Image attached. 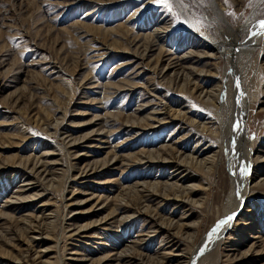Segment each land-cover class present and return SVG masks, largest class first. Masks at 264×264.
<instances>
[{
	"label": "rangeland",
	"instance_id": "1",
	"mask_svg": "<svg viewBox=\"0 0 264 264\" xmlns=\"http://www.w3.org/2000/svg\"><path fill=\"white\" fill-rule=\"evenodd\" d=\"M226 1L228 21L235 28L244 26L239 43L228 44L230 53L220 54L217 48L200 53L201 32L213 40L224 38L209 20L208 0H170L174 27L163 35L164 48L185 65H204L208 87H217L229 66L238 80L243 76L249 95L245 135L248 143L264 147V41L245 65L251 32L264 19V0ZM165 10L160 0H0V264H135L130 262L134 257L154 264L151 256L164 248L175 252L172 258L182 250L192 255L193 246L219 228L230 194V163L234 159L243 170L248 160L243 149L236 158L234 153L228 156L231 142L221 148L222 138L213 128L202 131L214 117L210 103L189 91L171 93L170 74L179 68L178 61L167 66L165 53L158 62L161 54L155 47L145 54L142 48L135 52L137 39L151 34L164 18L170 21ZM192 41L197 52L189 55ZM230 89L237 91L233 79ZM167 93L163 103L171 119L157 123L151 114L157 96ZM224 109L234 120L240 105L230 103ZM65 135L76 142L70 153ZM228 148L233 152L236 142ZM196 150L203 151L202 157L218 158L216 168L206 172L191 166L182 173L176 151L187 156ZM255 153L252 173L261 181L264 148ZM159 155L169 159L147 162ZM35 162L47 163L46 172L54 173L47 175L49 180L65 172L61 185L39 182L31 170ZM70 165L75 166L73 175ZM85 168L89 171L78 175ZM183 174V184L195 188L191 194L197 203L186 207L171 199L156 207L157 200L146 202L157 209V218L153 216L158 221L191 224L192 230H183L184 238L172 232L165 242L161 236L166 232L146 237L152 223L143 214L123 220L142 197L132 188L146 189ZM27 177L34 182L31 197L16 200ZM39 189L44 194L35 196ZM248 190L223 236L218 264H264V184L251 181ZM120 192L134 196L129 200L132 209L114 210L123 202L117 198ZM71 228L79 230L70 236ZM36 232L43 234L35 237ZM192 233L193 241H187ZM206 252L196 254L194 264H209Z\"/></svg>",
	"mask_w": 264,
	"mask_h": 264
},
{
	"label": "bare ground",
	"instance_id": "2",
	"mask_svg": "<svg viewBox=\"0 0 264 264\" xmlns=\"http://www.w3.org/2000/svg\"><path fill=\"white\" fill-rule=\"evenodd\" d=\"M236 1L238 2L241 0H233V2H236ZM208 4H209L210 10H211V13L213 14L212 16H209V20L211 22L217 24V27L216 26L214 27V31L219 30V32H221L223 34L224 38L221 39L218 37L215 40H213L210 38L211 34H205V33L201 32L200 35L204 37L203 39L201 37V39H202V41L204 40L203 41L204 43L202 44L203 50H201L200 53L203 55H208L209 51L215 50L216 48L220 54L230 53L229 51H231V50H229L228 44L229 43H233V44L239 43V33H241L244 30V26H239V27L235 28L228 21L226 6L229 5V1H226V0H208ZM165 11H166L168 17H170V19H169L170 21H168V20H166V18H164L165 21H163V22L159 21V23L156 24V28L154 29V31L151 34L146 35L141 39H137L136 40L137 42L135 43V45L137 44V46L135 48V52H139L140 49L142 48V50H144L143 54H145L149 49H151L152 47H155L157 50L160 51V54H161V55H158V57H159L158 62H159V60H161V57L164 56L165 53H166V55L167 54L169 55L167 63H166V65L168 66V65L174 63V61L178 57L174 51L172 52V51L164 48V43H163L164 41L163 40L166 39L167 36L163 38V35H168V33H169L168 31L174 27L172 16L168 12V10H165ZM165 14H163V15H165ZM161 18L163 19V17H161ZM261 21H264V19H261ZM247 36L250 37V30L249 29L247 30ZM251 39H252V42L249 43V45H247V47L245 49V56H246L245 57L246 58L245 65H246V67L249 63L252 62L251 59H252V56H253V53L255 51L256 46L259 43L264 41V27H261V24L256 25L254 30L251 32ZM205 40H207V42L211 41V40H213V41H211V43H209L207 45L205 43ZM195 41H197V38ZM197 43H199V41H197ZM193 45H196V43L194 44V42L192 41L191 46H190L191 48L188 50L189 55H193L197 52L196 47L194 48ZM102 53H103V55L105 54V52H102ZM103 55H100V56H103ZM176 61L179 62L180 66L177 70H174L170 74L171 77L172 76L174 77V79L169 80L172 83L174 82V87H173V90L171 91V93L179 94L178 91H189L196 98L201 99L204 102L210 103L213 106V108H215L214 117H211L209 119L210 120L209 125L203 126L202 131L204 132L205 130H210L209 128H213L215 134L222 138V142L218 141L221 143V148H223V146H222L223 143L231 142V145H232V141H235L237 148H235V150L233 152H232L231 148H228L231 145L226 147L223 144L226 147L228 156H230L234 153L235 158H236L239 155L240 151L243 149V154L245 155L243 158H244V160L247 159L248 162H246L243 170L238 168V163H236V161L234 159H233V162L230 163V166H231V171H229L230 172L229 177L231 180L230 181V194L228 193L229 195L227 197L226 204L224 206V212L219 214V217H222V218L217 225H220V226H219V228L211 229L210 232L205 234L203 240L199 244L193 246V247H195V249L192 250L193 252H191V254L193 256L192 255H190V256L186 255L185 251L182 250V254L176 253L175 255H173L174 258H172L171 254L175 253V252H173V250L170 248H168V249L164 248V251H162L161 253L157 252L156 256H153V257L151 256L150 260L154 264H194V261L196 260L195 259L196 254L201 252L202 249L204 251L207 249L208 252H206V255H203L204 259L205 258L207 259L205 261H208L209 264L210 263L211 264H218L219 263L218 256H219V249H220L221 241L223 240L224 234L234 224V217L237 215V213L239 212L241 207H243V204H244L243 200L246 199L248 196L249 184L251 183V181L255 182V183L264 184V179H262L261 181H255L254 174L252 173L253 166L255 163L254 156L256 159V153H255L256 148H264V147L257 146L256 144H254L255 141L254 142L250 141L248 143L247 136L245 135L246 133L244 130L243 121L245 119V113H246L247 107H248V96L249 95H248V91L244 85L245 82H244L243 76L240 75L241 80H238L240 78H238V75H236L233 72V69L230 70L231 66H229V70L226 68L227 73L222 78V80L219 82V84L216 85L217 87H208L207 82L209 81V79L208 78L205 79L202 76L204 74V72H206L204 65H198V64L193 63V62L189 65H185L182 61H179V60H176ZM232 63L234 64V62H232ZM217 72H219V70H217ZM231 79H233L234 84H236L237 91H235V93H232V91L230 89V80ZM157 97L159 98V100L157 101L156 107L153 109V111L155 113H152L151 117H153L154 119H157V123L169 122L171 117L165 116L169 106L167 107L166 104H164L165 102L163 101L164 99H168V93L164 94V97H161V96H157ZM230 103H234L235 107L237 105H240V109L238 110L239 114L234 116V120H232V118L226 114L225 109H224V106H227ZM215 117H216V119H218V122H217V120H215ZM212 119L214 121H212ZM175 124H177V123H175ZM155 125H157V124H155V123L151 124V126H155ZM228 130H229V133H228ZM57 131H60V130L57 129L56 132ZM212 132L213 131H211V133ZM61 133L65 134L63 132H61ZM182 137H184V136H182ZM62 140L66 146V148H65L66 153H70V151L74 148V145H76V142H74V140L71 138V135H65L62 138ZM257 141H263V139L261 138V139H258ZM169 143H170V141L167 142L162 148H165L168 145H170ZM208 146H211L210 148L215 149L216 143H214L212 145L211 142H209ZM176 147H177V144L172 146V148H176ZM175 154H176V158L179 161L178 162L179 166L183 167V168L179 167L181 169L182 173L189 171L191 166H194L196 169H200V170H203L206 172L210 171L211 169L216 168L215 164L217 162H215V159H218V158L212 157L210 155H208L206 157H202V155H203L202 150H196L195 152H193L187 156H182L180 151H176ZM162 159H169V158L166 156H163V155H159L157 157H151V158L147 159V162L152 164L153 162L161 161ZM218 162H219V159H218ZM44 164H47V163H44ZM44 164L40 163V162H35L34 165L31 167V170L34 171V173L36 174L35 176L38 177L39 182H41V181L42 182H48V183L50 182L51 186L55 185V188H58L61 185L60 181H62L63 174L65 172H63V174L61 172L60 175L53 176L49 180L47 175L51 172H49V173L46 172L45 167H47V165H44ZM48 166H49V164H48ZM49 167L51 168V166H49ZM73 167H75V166L70 165V167L67 169L69 172V175L74 174L72 171ZM67 170H63V171H67ZM175 170L176 169L172 170V172L175 173ZM87 171H89V170L87 168H85L82 171H80L78 173V175H80L81 173L87 172ZM43 174H44V176H43ZM51 174H54V173H51ZM183 176H184V174L181 176V178L175 177L174 179L171 178V179H167L166 181H164V180L163 181L153 180V181H155V182H153L154 186L153 187L147 186L146 189L140 188L142 186L137 187V188H132L134 191H131V192L137 193V194L141 195L142 197L140 198V196L138 195L140 200H139V202H136L137 209L130 210L129 212L125 213L123 220H129L138 214H143L144 217L146 218V221L148 223H152V226H151L152 231H151V233L149 232L150 234L149 233L146 234V237H149V236L151 237L157 233L163 234V232H166V234H163L161 236V241L165 242L167 237L171 236V235H168L169 232H172L173 234L184 238L185 234L182 232L184 229L192 230L193 227L191 224L189 226H187L186 223L183 222V220L181 222H179L180 220H178V221H176V223H172V222L168 223L165 220L158 221V220L154 219V216H153V215H155V217L157 218V216H158L157 215L158 213H156L157 209L153 208L151 203H147L150 200H153V201L157 200L158 203H156L155 206L158 207V205H163L164 204L163 202H165V201L169 202L172 199L175 201V203H181L183 206H186V207L188 205H193V203L195 202V198H193V196H192L193 194H191V192L194 191L195 188L193 185H187V186L184 185L183 184L184 182H182ZM25 181H26V183L24 184L25 186L20 187L18 190L19 192H18V196L16 197V200H21V199L31 197L30 193H32V189H34V187L32 186L34 184V182L31 179H29L28 177L26 178ZM138 184H141V182H136L135 185H138ZM129 187L130 186H128L127 191H130ZM41 190H43V189H41ZM64 191L65 190L63 189V192ZM139 191H144V193H141ZM46 192H47V190H46ZM149 192H151V193H149ZM42 194H44V193H41L40 189H39V190H36L35 196L42 195ZM129 194L130 193L121 194V192H120L117 195V198L118 199L121 198L123 200V202H121L118 205H114L115 211H119V210L123 211L126 209H132L129 207V205L131 203V202H129V200L132 201L134 196L132 195V198L129 199L128 198ZM153 196H155L157 198L153 199ZM237 197H239L241 200H239V201L236 200ZM197 202H195V203H197ZM229 216H232L233 218L231 220H228ZM56 217L57 216L55 214L53 220H51V221L55 222ZM221 221H226V222L222 224ZM164 226L166 228L168 227L170 230L168 231ZM68 227H69V225H68ZM78 230H79L78 228H71L70 229V231H71L70 236H72ZM212 230H213V233H212ZM68 232L69 231H67L66 233H68ZM42 234H43L42 232H36L34 234V236L40 237ZM186 237H187V239H186L187 241H189V240L193 241V239H194L193 233L191 234L190 237H188V236H186ZM206 244L209 245L211 249H208V246L205 248ZM141 259H142L141 257H139V258L134 257V259L130 258V262L135 263V264H144ZM201 261L203 262V260H198L197 262L202 263ZM199 263H197V264H199Z\"/></svg>",
	"mask_w": 264,
	"mask_h": 264
},
{
	"label": "snow or ice",
	"instance_id": "3",
	"mask_svg": "<svg viewBox=\"0 0 264 264\" xmlns=\"http://www.w3.org/2000/svg\"><path fill=\"white\" fill-rule=\"evenodd\" d=\"M160 2L167 8L169 12L172 11V4L170 3V0H160ZM261 27H264V21H261ZM233 217L229 216L228 220H231ZM226 221H221V223H225Z\"/></svg>",
	"mask_w": 264,
	"mask_h": 264
}]
</instances>
